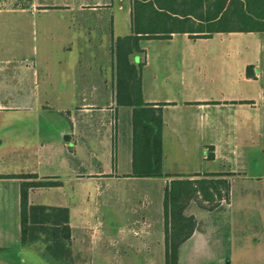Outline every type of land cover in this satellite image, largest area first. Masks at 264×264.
I'll use <instances>...</instances> for the list:
<instances>
[{
  "label": "crops",
  "instance_id": "0c3cea01",
  "mask_svg": "<svg viewBox=\"0 0 264 264\" xmlns=\"http://www.w3.org/2000/svg\"><path fill=\"white\" fill-rule=\"evenodd\" d=\"M111 4L0 0V264H49L44 243L20 244L21 181H57L29 187L28 202L68 209V250L58 256L77 264L85 235L97 234L100 220L88 199L99 196L100 181L137 177L129 175L131 107L114 98L112 43L122 35L110 26ZM94 12L103 15L95 21ZM140 46L131 58L142 63L143 99L162 103L165 175L151 178L194 182L183 213L198 198V214L214 213L222 224L233 215L234 178L250 179L239 195L248 215L261 209L263 231L264 30L174 32ZM212 201L217 208H209ZM161 210L164 228L163 201ZM193 232L181 244L196 252L208 241ZM238 247L228 252L234 260L242 253L264 256L263 238L248 237Z\"/></svg>",
  "mask_w": 264,
  "mask_h": 264
},
{
  "label": "trees",
  "instance_id": "16d2710c",
  "mask_svg": "<svg viewBox=\"0 0 264 264\" xmlns=\"http://www.w3.org/2000/svg\"><path fill=\"white\" fill-rule=\"evenodd\" d=\"M264 0H132L130 33L115 37L112 43L114 98L117 106L131 107V171L137 177H158L162 170V111L142 96V63L132 55L142 52L140 40L166 38L174 32L191 37L216 31H263ZM246 75L254 76L252 66ZM264 92V83H263ZM31 175H19L29 178ZM53 180H23L20 183V244L37 240L44 243L42 256L49 264H68L58 255L68 250L70 239L68 209L30 204L28 188L49 186ZM192 181L172 180L164 188V264H178V248L194 229V219L183 213L185 199L197 191Z\"/></svg>",
  "mask_w": 264,
  "mask_h": 264
},
{
  "label": "rangeland",
  "instance_id": "374dc122",
  "mask_svg": "<svg viewBox=\"0 0 264 264\" xmlns=\"http://www.w3.org/2000/svg\"><path fill=\"white\" fill-rule=\"evenodd\" d=\"M127 4L128 0H112L110 8L113 18L110 26L116 35H124L130 31ZM100 13L102 14L94 12L95 21ZM93 65L96 67V60ZM166 179L119 177L100 181L99 196H91L88 199V205L96 211L94 216L100 220L97 234L92 238L89 233L85 235L84 241L87 245L77 264H164L161 206L163 190L167 186ZM251 184L250 179L234 178L231 201L233 215L231 221L225 224H222L214 213L204 214L205 219L201 213L199 215L196 208L200 207L198 198L189 202L184 211L196 217L197 228L193 232L194 236L200 231L203 234L199 237L208 242L207 246H200L196 252L189 251L187 244H180L178 264H264V256L257 253H242L241 257L236 259L237 262L233 257H229L228 253L230 248L235 249L238 245V248L243 249L242 244L248 237L251 239L257 236L264 239V230L260 229L261 209L255 206L254 214L248 215L239 195L240 186ZM253 196L249 194L246 199L250 200ZM208 205L209 208H217L213 201ZM194 211L196 216L192 214ZM236 224L238 226H235ZM67 263L74 264L69 261Z\"/></svg>",
  "mask_w": 264,
  "mask_h": 264
},
{
  "label": "flooded vegetation",
  "instance_id": "af4514ba",
  "mask_svg": "<svg viewBox=\"0 0 264 264\" xmlns=\"http://www.w3.org/2000/svg\"><path fill=\"white\" fill-rule=\"evenodd\" d=\"M193 219H194V229H195V223H196V221H195V218H194V217H193ZM194 229H193V231H194ZM183 241H184V240H183ZM183 241H182V242H183ZM182 242H181V243H182ZM181 243H180V244H181ZM178 250H179V248H178ZM235 262H237V261H235ZM177 263H178V257H177Z\"/></svg>",
  "mask_w": 264,
  "mask_h": 264
},
{
  "label": "water",
  "instance_id": "95a60500",
  "mask_svg": "<svg viewBox=\"0 0 264 264\" xmlns=\"http://www.w3.org/2000/svg\"><path fill=\"white\" fill-rule=\"evenodd\" d=\"M66 139H67V137H66Z\"/></svg>",
  "mask_w": 264,
  "mask_h": 264
}]
</instances>
